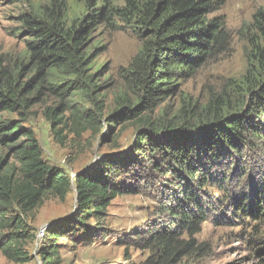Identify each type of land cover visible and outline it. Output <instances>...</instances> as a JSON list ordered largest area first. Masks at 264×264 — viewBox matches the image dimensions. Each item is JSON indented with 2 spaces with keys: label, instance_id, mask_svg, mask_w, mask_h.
<instances>
[{
  "label": "trees",
  "instance_id": "obj_1",
  "mask_svg": "<svg viewBox=\"0 0 264 264\" xmlns=\"http://www.w3.org/2000/svg\"><path fill=\"white\" fill-rule=\"evenodd\" d=\"M123 1L125 6L112 7L110 14L109 8L102 6L70 21L66 5L51 0L47 5L32 6L31 12L20 17L32 38L27 44L32 68L25 73L27 66L23 62L0 67V148L13 160L10 163L6 156L0 157V253L9 263L28 264L34 260L29 246L37 235L29 221L35 220L37 210L50 197L65 200L72 189L77 193L75 214L58 226H49L46 242L38 249L43 264H61L62 238L75 237L80 230L91 237L90 241L83 240L85 243L96 242L94 234L102 232L97 226L105 221L108 207L125 193L118 175L135 168L139 157L157 171L155 160L160 159L182 179L189 177L194 181L200 176L202 182L205 179V186L206 176L211 181L210 172L220 166L223 158L242 163L245 147L255 152L252 141H264V10L253 16L255 34L250 39L247 73L241 80L233 81L229 88L232 94L212 97L201 110L196 104L185 102L182 117L169 122L159 119L154 124L150 116L154 109L174 95L179 79L193 75L212 58L228 34L222 22L209 19L215 0ZM114 18L134 28L142 47L128 68L123 69L127 86L136 92L135 101L117 110L108 120L114 125L139 121L140 134L130 154L106 158L98 170L79 172L72 179L44 160L40 143L31 130H26L20 121H7L1 116L27 117L44 92L57 94L63 100L64 110L57 114V108H49L45 114L56 138H63L68 125L63 114L73 107L69 102L65 105L67 96L90 97L100 88L99 78L94 81L95 75H85L91 64L86 46L94 28L99 23L112 26ZM165 115L166 112L160 118ZM72 116L76 127L82 130L87 120L89 124L97 121L86 110L78 109ZM225 180L219 177L216 181L221 187ZM181 189L183 197L169 208L171 216H178L183 228L197 234L205 221L204 211L189 185ZM245 200L242 206L236 202L235 209L245 216L256 217L264 202V189L245 196ZM189 207L193 208L191 213L187 211ZM91 222L95 225L90 226ZM148 243L162 252L163 264H173L180 253V244L167 232L151 235ZM261 244L263 248L258 254L263 256L264 237Z\"/></svg>",
  "mask_w": 264,
  "mask_h": 264
},
{
  "label": "rangeland",
  "instance_id": "obj_2",
  "mask_svg": "<svg viewBox=\"0 0 264 264\" xmlns=\"http://www.w3.org/2000/svg\"><path fill=\"white\" fill-rule=\"evenodd\" d=\"M50 1L0 0V67L23 62L27 66L25 73H29L32 66L27 44L32 38L20 17L31 12L32 6L47 5ZM58 1L66 5L70 21L79 15L84 16L92 8L107 7L110 14L112 7L125 6L123 0ZM213 10L209 19H217L224 24L228 34L225 42L193 75L179 79L174 95L150 115L154 124L159 119L169 122L182 117L181 109L188 102L201 110L214 96L223 93L230 96L233 91L229 88L233 81H239L246 75L250 39L255 34L253 16L264 10V0H215ZM92 33L86 46L91 64L85 75H95L94 81L99 78L100 88L90 97L67 96L65 105L69 102L68 105L73 107L63 114V121L68 124L63 138H56L45 114L49 108H57V114L64 110L63 100L57 94L44 92L45 95L27 117L1 116L7 121H20L26 130H31L40 143L44 160L62 169L72 179L79 172L98 170L106 158L130 154L141 130L139 121L114 125L108 120L117 110L134 103L136 98V92L127 86L123 69L128 68L142 47L137 32L114 18L112 26L99 23ZM94 99L98 103H93ZM78 109L89 111L97 121L89 124L87 120L85 130L77 128L72 113ZM164 112L165 117L160 118ZM110 127H113L112 132ZM252 147L255 152L245 147L242 163L223 158L220 166L210 172L211 181L206 176L205 186V179L202 182L200 176L194 181L189 177L182 179L160 159L155 160L157 171L150 162L139 157L135 168H128L118 175L125 193L108 207L105 221L97 226L102 232L94 234L96 242L85 243L83 240L90 241L91 237L89 233L84 236L80 230L75 235L79 236L76 239L74 235L62 238L59 242L61 264H163L162 252L148 243L150 236L158 232L173 235L180 244V253L173 264H264V255L258 254L263 248L264 202L260 204L261 210L256 217L245 216L238 208L235 209L236 202L242 206L246 204L245 196L264 189V141L255 139ZM2 156L13 163L11 156L0 148ZM219 177L226 178L221 187L216 181ZM181 184H187L194 190L205 214V221L197 234L183 228L181 219L178 216L173 218L169 210L176 206L177 199L183 197ZM76 208L77 193L72 189L65 200L50 197L37 210L35 220L29 221L37 238L29 246L34 260L28 264H43L38 249L46 242L47 228L66 222L75 214ZM191 209L189 207L187 211L191 213ZM89 225L94 226L95 223ZM0 264L12 263L0 253Z\"/></svg>",
  "mask_w": 264,
  "mask_h": 264
},
{
  "label": "built area",
  "instance_id": "obj_3",
  "mask_svg": "<svg viewBox=\"0 0 264 264\" xmlns=\"http://www.w3.org/2000/svg\"><path fill=\"white\" fill-rule=\"evenodd\" d=\"M44 232V231H43Z\"/></svg>",
  "mask_w": 264,
  "mask_h": 264
}]
</instances>
